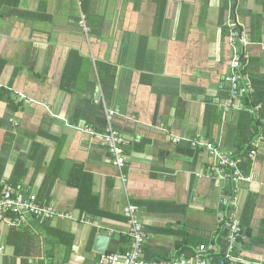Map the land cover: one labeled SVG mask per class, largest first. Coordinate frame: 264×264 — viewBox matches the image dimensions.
<instances>
[{
    "label": "crops",
    "instance_id": "crops-1",
    "mask_svg": "<svg viewBox=\"0 0 264 264\" xmlns=\"http://www.w3.org/2000/svg\"><path fill=\"white\" fill-rule=\"evenodd\" d=\"M229 15L252 40L242 58L252 90L225 109ZM109 110L127 139L126 180L83 130L102 132ZM9 133L2 182L26 155L23 192L71 214L0 221V264H99V234L110 238L107 252L130 248V203L147 231L146 259L187 256L204 244L219 261L220 215L230 212L222 199L232 191L210 175L215 157L190 139L237 150L250 134L258 152L246 158L253 181L238 195L244 238L234 250L264 263V0L233 9L229 0H0V155Z\"/></svg>",
    "mask_w": 264,
    "mask_h": 264
},
{
    "label": "built area",
    "instance_id": "built-area-1",
    "mask_svg": "<svg viewBox=\"0 0 264 264\" xmlns=\"http://www.w3.org/2000/svg\"><path fill=\"white\" fill-rule=\"evenodd\" d=\"M242 0H229L230 8L237 6ZM228 28L229 44L232 49L230 61V71L227 78L230 81V96L221 104L225 109L235 105L236 100L252 90L249 79L242 73V58L248 57L246 48L252 43L249 33L240 27L236 19L229 15L225 20ZM260 105L251 107L250 112L259 109ZM115 111L109 110L107 114L106 128L97 133L92 127H83V130L91 133L101 142L105 149L112 155L113 163L120 170L121 176L126 180L127 175L124 170L127 166V155L125 145L127 139L123 133L113 126L112 120ZM185 137H176L180 142ZM264 137L259 138L262 142ZM193 146H204L217 160L212 167L210 175L218 177L220 180L229 183L232 193L222 199V205L230 208V212L222 216L224 228L228 231L227 241L228 249L220 257L219 261H213V255L210 253L212 246L200 245L195 255H180L168 260H148L145 258L144 245L147 239V231L143 222L139 218V207L135 204H128L125 207V214L128 217L129 227L128 236L131 245L126 251H112L102 253L99 258V264H264L261 261H252L245 258L241 253L234 249L241 238H244L241 219L237 214L238 195L244 184L253 181L252 174H246L240 164L242 158L236 155L233 149H223L222 144L203 141L200 139H190ZM257 141L253 145L257 148ZM253 148L248 154L249 158L254 160L258 150ZM69 212H60L52 204H44L35 196L23 192L21 187H15L4 180L0 188V221L9 223L12 226H21L26 222L29 216H34L42 220L54 219L58 216L70 217Z\"/></svg>",
    "mask_w": 264,
    "mask_h": 264
},
{
    "label": "trees",
    "instance_id": "trees-1",
    "mask_svg": "<svg viewBox=\"0 0 264 264\" xmlns=\"http://www.w3.org/2000/svg\"><path fill=\"white\" fill-rule=\"evenodd\" d=\"M20 0H14L15 4H18ZM160 12H161V9H160ZM20 14L22 16H37V15H33L32 12H20ZM77 63V62H76ZM72 63H68V66L66 68V72L65 74L63 75V79H62V86L65 88V89H71L72 88V78H71V73H70V70H69V67ZM75 64V63H74ZM79 64V61L78 63ZM69 71V72H68ZM68 72V74H67ZM70 79V81H69ZM262 99V97L258 98V99H255L254 103L253 104H250L252 107H254L256 104H258L260 102V100ZM249 115V114H248ZM249 117V116H248ZM251 118V117H250ZM249 118V120H250ZM241 127V126H240ZM13 135L11 133L8 134V136L6 137V141L4 142L3 144V149H2V154L0 155V188L2 186V180H3V177H4V172H5V169H6V165H7V162H8V159H9V153H10V143L11 141H13ZM253 139H254V134H250L247 139L242 142V146H240L236 151V155L240 156L242 158V163L240 164V166L242 167L243 171L246 170L250 167L251 165V161L249 159H246L248 158V154L250 153V151L253 149V148H256L254 145H253ZM37 147V146H36ZM35 150V146H34V149L32 150V152ZM33 156L32 154L29 155V157ZM25 158H26V155L23 157V158H20L17 163H16V166H15V169H14V172H13V175L12 177L9 179V183L12 184L13 186L15 187H21L20 186V183H21V180L22 178L26 175V172H27V167H26V162H25ZM48 191H50L51 187L47 188ZM82 193V191L80 190V194ZM40 199V198H39ZM80 199H81V196H80ZM40 201V200H39ZM42 202V201H41ZM86 210V208H85ZM40 219V218H39ZM42 220V219H41ZM46 220H49V219H46ZM227 234H228V231L226 229H224L223 231V240L225 238V245H224V248L222 250V252L218 255L219 258L222 257L225 252L227 251L228 249V242H227ZM184 251V250H182ZM195 253V250L193 253H189L187 254L188 257H190L191 255H193Z\"/></svg>",
    "mask_w": 264,
    "mask_h": 264
},
{
    "label": "water",
    "instance_id": "water-1",
    "mask_svg": "<svg viewBox=\"0 0 264 264\" xmlns=\"http://www.w3.org/2000/svg\"><path fill=\"white\" fill-rule=\"evenodd\" d=\"M109 239L110 238L107 235L99 234L96 239L94 250L101 253H106L109 244Z\"/></svg>",
    "mask_w": 264,
    "mask_h": 264
}]
</instances>
